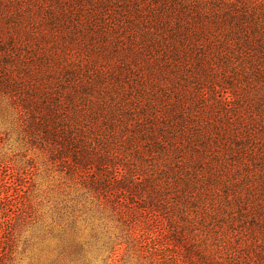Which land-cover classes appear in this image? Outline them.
<instances>
[{
  "label": "trees",
  "instance_id": "obj_1",
  "mask_svg": "<svg viewBox=\"0 0 264 264\" xmlns=\"http://www.w3.org/2000/svg\"><path fill=\"white\" fill-rule=\"evenodd\" d=\"M50 1L54 6H50L46 20L51 34L47 30L38 35L32 28L26 37L33 52L43 45L54 50L45 60V67H51L49 72H56L52 69L57 67L62 81H37L40 63H27L25 77L0 81V94L9 93L13 104L19 101L17 108L31 123L34 138L43 145L51 163L61 167L72 160L66 175L75 180L80 166L87 163L95 168L115 166L116 158L119 155L125 158L123 154L127 153L130 163L118 165L125 173L113 183V189L134 196L147 193V204L153 209L163 206L166 198L174 195L172 199L179 202L175 204L179 218L171 225L174 230H179L182 220L188 225L177 235H186V230L192 235L197 233L201 230L198 225L203 226L210 218L215 227L208 229L201 243L222 248L216 253L227 255L230 264H264L261 207L253 211L254 201L248 205L236 200L237 215H234L231 198L235 199V194L232 197L223 191V195H218L216 191L211 195L217 186L238 188L235 182L243 180L244 175L256 176L255 167L260 166L264 177V0H163L170 7H160L161 0ZM65 2L69 3L67 8ZM108 9L113 11L112 19L107 17ZM76 24L87 30V34H77ZM14 25L15 21H11L10 27ZM63 26L69 30L73 42L68 40ZM80 36L92 41L93 49L83 50L84 56L91 59L90 55L99 57L97 53L109 45L117 50L119 73L134 80L129 91L125 90L119 73L113 76L118 81H112V77L105 81L116 69L110 67L108 56L100 54L106 65L99 67L80 54L71 57V48L81 47L76 42ZM122 40L144 46L145 61L141 62L136 53L131 54L127 44L126 49L117 46ZM24 44L21 37L2 33L0 29V56L8 55L11 59L15 54L12 59H16L17 54L24 52ZM25 57L22 61L26 63ZM71 58L74 66L69 65ZM192 58H196L194 70L190 66ZM82 60L86 61L83 67L79 65ZM66 61L68 67L59 64ZM10 62H2L7 66L6 73L12 72ZM4 67L0 66V75ZM220 69L222 77L218 75ZM95 70L99 71L96 77ZM194 79L197 81L193 82ZM218 83L221 84L218 87L231 94L232 101L226 106L212 100L209 93L204 94L205 89L211 90L210 84ZM209 112L218 116L216 124L211 123ZM142 141L148 144V153L154 157L162 154L166 156L163 160L177 163L183 179L174 182L169 179L167 169H162L166 184L163 190L149 188L150 179L140 185L135 177L142 173L140 167L145 171V165L139 162L136 153ZM262 182L258 188L264 195ZM84 184H88L86 188L93 195L112 189L103 187L97 179ZM196 191L201 204L189 203L188 196ZM203 195L209 199H201ZM169 205L167 201L164 206ZM116 212V207L108 212L114 222ZM75 214L71 217V231L79 219ZM198 220L201 222L197 223ZM251 222L258 234L253 232L245 242L242 237L232 239L236 228ZM95 229L92 228L93 238L97 236ZM120 236L116 245L131 251L141 243L126 230ZM70 243L80 256L86 253L89 244L76 238L70 239ZM1 250L4 252L6 247Z\"/></svg>",
  "mask_w": 264,
  "mask_h": 264
},
{
  "label": "rangeland",
  "instance_id": "obj_2",
  "mask_svg": "<svg viewBox=\"0 0 264 264\" xmlns=\"http://www.w3.org/2000/svg\"><path fill=\"white\" fill-rule=\"evenodd\" d=\"M161 1L160 7L164 5L170 7L166 2ZM65 4L67 8L69 3L65 2ZM51 5L54 6L50 0H0V23L5 20L0 25L2 33L16 34L25 43L24 52L17 54L16 59H12L15 54L11 55V59L7 57L8 55L0 56V66L4 67L3 61L11 60L9 71H12L6 73L7 66L4 67L0 81H18L17 76L25 77L24 66L35 62L40 63L38 69L40 79L38 78L37 81H62L57 67L52 69L56 72H49L51 67H45V60L54 50L51 51L43 45L39 51L33 52L32 45L26 37L32 28L36 29L38 35L47 30L51 34L52 30L46 20ZM18 8L22 10L18 11ZM83 11L86 12L87 9ZM112 14L113 11L108 9L109 19H112ZM66 15L69 16L70 13ZM11 21H15V27H10ZM16 26L20 28L17 30ZM74 28L78 29L77 34L79 35L87 34V30L80 27V24H76ZM70 29H72L71 25ZM62 30L67 32L68 40L73 42L69 30L65 26ZM79 39L76 42L81 47H72L75 51L72 52L71 48V57L77 58L80 54L81 58L90 59L99 67L106 65L100 59V54L103 57L108 56L110 67L116 69L112 72V76L110 74L106 76L105 81H109L110 77L112 81H118L113 77L121 69L119 68L120 61L116 57L117 50L115 51V48L109 45L100 52L97 51L99 57L95 54L90 55L93 58L91 59L87 55L84 56L83 50L92 48V41L83 39L81 36ZM118 44L120 48L125 49L124 45L127 44V49L132 51L131 54L136 53L141 57V62L145 61V47L140 43L130 41L126 43V40H122L118 41L117 46ZM23 56H26V63L22 61ZM67 63L66 61L59 64L68 67ZM195 63L196 58H192L190 66L193 70ZM85 64L86 61L82 60L79 65L83 67ZM69 65L74 66L72 58L69 60ZM213 71L217 70L213 69ZM96 72L99 71L95 70V77L99 75ZM218 72V75L222 77L223 71L220 69ZM119 79L125 84V90L129 91L134 81L133 78L124 77L119 73ZM195 81L197 79L193 80ZM218 85L221 84H210L211 90L205 89L204 94L209 93V96L212 95V100L216 99L226 106L230 103L229 101H232L231 94ZM242 85L244 86V83ZM13 101L9 93L0 94V264H230L227 255L216 253L217 249L222 248L211 246L210 243L209 246H206L205 242L201 243L205 240L208 229L215 227L216 223H210V218L203 226L198 225L201 230H197V233L194 232L192 235L189 230H186L184 231L186 235L181 236V228L187 229L188 225L182 220L185 224L182 223L179 230L175 229L176 231L171 225L174 219L179 218L178 210L175 208V204L179 202L172 199L174 195L166 198L170 203L169 206H164L167 202L165 200L163 206L153 209L147 204L149 200L147 193L134 196L132 193L112 188L113 183H116L125 173L124 168L118 165L130 163V159L125 156L127 153L123 154L125 158L120 155L116 158L115 166L104 165L101 168H95L87 163L79 167L75 180L67 176L66 172L72 160L69 159L70 161H66L67 165L61 167L52 164L43 145L35 140L31 123L21 113L22 110L17 108L16 104L19 101L16 104H13ZM208 104L209 101L206 105ZM209 115L212 117L210 118L211 123L214 124L218 116L212 112H209ZM136 156L141 159L139 162L145 165V171L140 167L142 173L135 177L140 185L146 184L145 182L150 179L149 188L163 190L166 184L162 177L164 171L162 169H167L169 179L174 182H179L184 177L177 163L163 160L166 158L165 155L156 154L154 157V154L148 153V144L144 141L139 143ZM171 156L174 155L171 154ZM71 157L72 154L69 158ZM259 170L260 166L255 167L256 176L251 174L252 176L245 177L244 175L243 180L235 182L238 188L230 190L217 186L212 190L211 195L214 196L216 191L218 195H223V191L232 197L235 194V199L231 198L234 215H237L238 202L236 200L248 205L254 201L253 211L261 207V212L264 213V195L258 188L262 185L264 177L261 176ZM94 179L100 181L103 187L106 185L112 189H105L93 195L86 187L87 183ZM175 186L178 190V186L176 184ZM188 197L189 203H202L199 201L200 196L197 195V191ZM201 199L208 200L209 198L203 195ZM234 201L237 203L235 204ZM112 207H116L117 210V216H113L115 222L108 217L110 214L108 212L112 210ZM73 213H76L75 216L79 219L75 230L71 231ZM199 222L201 221L198 220L197 223ZM243 224L232 232V239L238 240L242 237V242H245L248 238L250 240L252 234L254 235L253 232L258 234V230L252 228L253 222ZM92 228H96L95 238L92 236ZM125 230L141 240L138 247L132 251L125 246L116 245L118 244L117 236H120L121 231L125 233ZM224 230H227L226 226ZM176 232L180 234L177 235ZM72 238L80 239L82 243H89L85 247V254L78 255L71 246L70 239ZM261 241L263 243L262 237ZM1 247H6V250L3 252Z\"/></svg>",
  "mask_w": 264,
  "mask_h": 264
}]
</instances>
